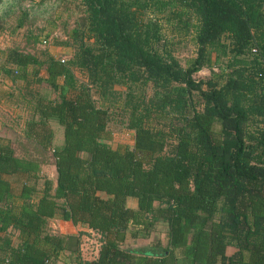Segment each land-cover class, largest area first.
Listing matches in <instances>:
<instances>
[{
    "label": "trees",
    "instance_id": "1",
    "mask_svg": "<svg viewBox=\"0 0 264 264\" xmlns=\"http://www.w3.org/2000/svg\"><path fill=\"white\" fill-rule=\"evenodd\" d=\"M77 1L63 62L2 51L1 72L28 98L22 138L49 152L55 177H40L43 160L18 157L0 135V264H264V0ZM160 21L191 32L185 65L158 46ZM42 81L55 97L32 88ZM116 85L127 89L132 137L112 147ZM155 118L160 126H148ZM12 175L23 181L14 192ZM47 220L91 231L94 256L79 258V231L54 233ZM157 222L162 237L126 244ZM63 250L73 263L58 262Z\"/></svg>",
    "mask_w": 264,
    "mask_h": 264
},
{
    "label": "rangeland",
    "instance_id": "2",
    "mask_svg": "<svg viewBox=\"0 0 264 264\" xmlns=\"http://www.w3.org/2000/svg\"><path fill=\"white\" fill-rule=\"evenodd\" d=\"M79 15L80 7L77 0H0V20L3 24V28L0 31V64L3 61L2 51L7 48H16L32 53L40 58L43 57L44 53L66 58L71 53L70 35L74 26H76V19ZM157 17L159 18V16ZM160 35L161 40L158 46H165L180 64L185 65L194 55L195 48L191 41V32L188 29L182 27L172 30L167 24L160 21ZM44 37L50 38L48 43L41 42ZM219 68L214 67L213 70L202 68L196 73V77L205 78L213 74H219ZM28 69L31 71L32 67L29 66ZM40 73L42 74V70ZM75 74L79 81L83 80L78 71ZM23 86L22 81L11 80L0 70V90L4 92L2 96L5 95V99L9 100V110L7 111L11 112V114L7 112L12 120L8 122L17 126L15 131L10 133V137L6 138L11 141L14 153L18 157L30 158L34 155L35 158L43 160L40 164L39 176L54 180L55 173L49 152L40 154L38 148L22 138V125L18 128L23 115L25 116L24 119L27 115L28 98H19V95H22ZM31 86L46 96L51 98L56 96V93L43 81ZM113 89L114 99L108 105L110 119L107 124L111 138L106 142L112 147H117L130 143L132 134L126 129V111L122 107L127 89L125 90L120 85L114 86ZM138 92L137 88L131 91L132 101L137 100ZM91 93L93 98L96 99V103L99 104L100 101L97 98V94L93 91ZM143 93L147 97L151 93L150 88L145 87ZM160 124L161 121L156 118L147 123L151 127H159ZM50 125L53 130V143L57 147H60L63 142L62 127L55 121H52ZM128 204L133 203L129 200ZM46 228L54 233H75L79 231V258L89 259L94 256L97 243L96 236L91 231L72 225L66 228L65 225L59 224L56 220H47ZM163 231L164 225L157 222L147 238L137 237L133 239L127 237L126 244H131V246L134 244L135 247L136 245L140 246L148 242L151 243L158 237H162ZM57 260L59 263H73L75 256L63 250L60 252Z\"/></svg>",
    "mask_w": 264,
    "mask_h": 264
},
{
    "label": "crops",
    "instance_id": "3",
    "mask_svg": "<svg viewBox=\"0 0 264 264\" xmlns=\"http://www.w3.org/2000/svg\"><path fill=\"white\" fill-rule=\"evenodd\" d=\"M2 94H4V92L2 90H0V135L5 136V137H10V133L14 132L17 126L11 122H8L9 120H11L10 116L8 115V113L11 114V112L7 111V110H9V108H8L9 107L8 106L9 100L5 99V95L2 96ZM13 111H15V110H13ZM24 117L25 116L23 115L22 120L19 123L18 128H20V125H22V121H24ZM7 179L9 180L10 187H11L13 192L15 191V189H18L20 183L23 182L22 178L19 177V175H12V176L7 177ZM16 186H18V187L16 188ZM60 221L61 220H58L57 222L59 223ZM233 250H234L233 247L229 246L226 248V253L230 254Z\"/></svg>",
    "mask_w": 264,
    "mask_h": 264
},
{
    "label": "built area",
    "instance_id": "4",
    "mask_svg": "<svg viewBox=\"0 0 264 264\" xmlns=\"http://www.w3.org/2000/svg\"><path fill=\"white\" fill-rule=\"evenodd\" d=\"M49 40H50V38H46V39H42V40H41V42H42V43H48V42H49ZM64 59H65V58H63V57H60V59H59V60H60L61 62H63V61H64ZM61 223H62V225H65V226H66V228H67V226H69V227H70V225H71V223H70L69 221H62V220H61V221L59 222V224H61ZM66 231H67V230H66Z\"/></svg>",
    "mask_w": 264,
    "mask_h": 264
},
{
    "label": "bare ground",
    "instance_id": "5",
    "mask_svg": "<svg viewBox=\"0 0 264 264\" xmlns=\"http://www.w3.org/2000/svg\"><path fill=\"white\" fill-rule=\"evenodd\" d=\"M68 227V226H67Z\"/></svg>",
    "mask_w": 264,
    "mask_h": 264
}]
</instances>
